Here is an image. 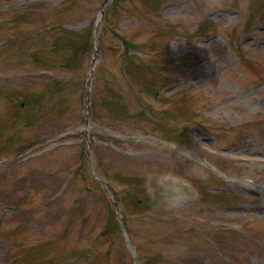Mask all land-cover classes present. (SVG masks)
<instances>
[{
    "label": "rangeland",
    "instance_id": "1",
    "mask_svg": "<svg viewBox=\"0 0 264 264\" xmlns=\"http://www.w3.org/2000/svg\"><path fill=\"white\" fill-rule=\"evenodd\" d=\"M263 8L0 0V264H264Z\"/></svg>",
    "mask_w": 264,
    "mask_h": 264
}]
</instances>
